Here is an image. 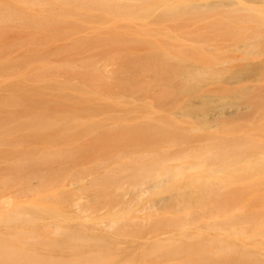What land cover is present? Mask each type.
Masks as SVG:
<instances>
[{
  "label": "rangeland",
  "instance_id": "374dc122",
  "mask_svg": "<svg viewBox=\"0 0 264 264\" xmlns=\"http://www.w3.org/2000/svg\"><path fill=\"white\" fill-rule=\"evenodd\" d=\"M71 2L0 0V264H221L156 203L264 210V0Z\"/></svg>",
  "mask_w": 264,
  "mask_h": 264
},
{
  "label": "bare ground",
  "instance_id": "6f19581e",
  "mask_svg": "<svg viewBox=\"0 0 264 264\" xmlns=\"http://www.w3.org/2000/svg\"><path fill=\"white\" fill-rule=\"evenodd\" d=\"M78 1H79L78 4L80 5L79 7L84 10L116 13V12H126L130 8H133L129 3L132 4V2H138V1L142 2L145 0H78ZM218 1L220 2V0ZM57 2L72 4L71 0H57ZM118 2H127L129 6L119 5ZM196 6L199 8L204 7L203 5H199V4ZM230 161H235V159H233L232 156L228 155L227 152H224V154L222 155V162H230ZM231 166L232 165L230 164H225V165L223 164L222 171L228 170L229 168H231ZM253 169H254L253 167H247L245 170H249V172H251ZM157 176H159V174H157ZM145 178L146 177L144 176L143 177L140 176L136 178L135 179L136 181L134 182V184H132L134 191L140 192L141 195L153 191L163 184V181L161 182L153 181L151 186L148 187L149 183H147L146 181L147 179ZM228 178L227 175H225L222 179L226 180ZM207 183H210L209 180L207 181ZM215 183L214 185L218 186L217 182ZM191 186L194 185L191 184ZM205 186H209V184ZM217 189L215 190L191 189L188 190L189 192L187 193L178 191L175 193L177 195L176 196L175 194L172 195L170 199L162 198L161 200H158L156 204L160 208L167 207L169 206L170 203H172L173 209L187 213L186 219H182L176 216L165 218L163 219L165 220L164 223L159 226H163L169 230H172L170 231L172 235H174V237H172L173 238L172 240H176L175 242H177L181 246L190 247L188 251L192 252V254L219 255L220 257L222 256L221 257L222 259H220L221 264L222 263L264 264V210L259 209V207H249L247 205H238L235 208H229L227 207L225 200L222 198V194L223 196H227L230 194L229 198L232 200H241V198L243 199V197H241L240 193L238 194H235L234 192L222 193V190H226L225 188L222 190L219 189L217 190ZM72 195L73 193L67 197L69 198ZM210 196L212 202L207 204L206 201H208ZM172 200H175L174 203ZM204 202L205 204L202 205V203ZM232 203H236V202H232ZM78 205L79 204H76L75 206L78 207ZM203 206L205 208L202 210V212L206 213L207 215L204 214L200 215L193 211L195 207L196 209H198V207L201 208ZM205 219L206 221H208L206 222L205 227H199L198 224L204 221ZM170 241L171 240H169V242ZM188 242H191V244H189ZM180 248L181 247H178V249ZM242 254L245 256H254L256 257V259L233 258L235 255H242ZM223 255L226 257L224 258Z\"/></svg>",
  "mask_w": 264,
  "mask_h": 264
}]
</instances>
